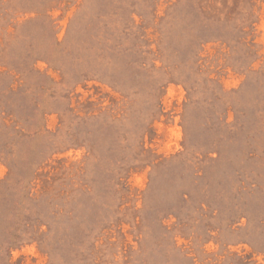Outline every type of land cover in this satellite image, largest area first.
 <instances>
[{"label":"rangeland","instance_id":"374dc122","mask_svg":"<svg viewBox=\"0 0 264 264\" xmlns=\"http://www.w3.org/2000/svg\"><path fill=\"white\" fill-rule=\"evenodd\" d=\"M0 264H264V0H0Z\"/></svg>","mask_w":264,"mask_h":264}]
</instances>
